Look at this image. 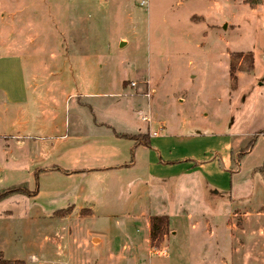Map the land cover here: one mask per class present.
I'll use <instances>...</instances> for the list:
<instances>
[{
    "label": "rangeland",
    "instance_id": "obj_1",
    "mask_svg": "<svg viewBox=\"0 0 264 264\" xmlns=\"http://www.w3.org/2000/svg\"><path fill=\"white\" fill-rule=\"evenodd\" d=\"M142 1L0 0V193L23 188L31 194L0 202V247L6 259L133 264L132 245L139 239L134 200L144 207L169 199L170 183L165 189L148 173L128 167L73 172L77 155L69 149L82 136L76 127L88 130L83 139L89 147L97 140L108 144V125L117 132L130 120L146 127L147 112L139 115L136 107L149 103L160 116L185 118V134L263 131L264 0ZM119 79L139 88L150 79L156 93L147 100L136 94L138 88H120ZM259 174L262 182L258 173L256 178L230 174L224 190L202 189L207 197L212 189L220 194L212 195L208 215L221 210L226 215L211 219L207 234L195 235L200 264L264 259V173ZM196 196L181 191L177 207ZM183 206L203 215L197 205ZM74 207L84 209L76 220L51 217ZM36 211L42 221L29 223ZM50 217L52 225L44 219ZM188 225L172 220V228L179 227L176 241L165 244L166 254L158 255L151 244L152 253L141 250L142 264H179L172 258L188 264L176 245L190 239ZM70 232L81 245L100 237L103 259L97 262L95 250L73 249ZM245 245L263 252L245 256Z\"/></svg>",
    "mask_w": 264,
    "mask_h": 264
},
{
    "label": "crops",
    "instance_id": "obj_2",
    "mask_svg": "<svg viewBox=\"0 0 264 264\" xmlns=\"http://www.w3.org/2000/svg\"><path fill=\"white\" fill-rule=\"evenodd\" d=\"M29 74L32 75V77L36 76V72H29ZM143 82L144 83L141 84V88H139L138 84L134 82L136 83L135 88H138L136 90L138 93L136 94L146 97V94L144 93L146 92V89L149 88L151 91L150 98H152L153 94L156 93V89L152 86L153 83L150 79H146ZM117 84L124 91H126L128 88H131L130 83L123 79H119ZM132 90L134 91L135 89ZM150 98H147V100H150ZM181 103H183V100ZM136 109L139 115L145 114V112H147V115H144L143 117H148L151 123L149 124L148 122L142 120L143 122L148 123L146 127H143L142 125H138L139 123L136 121L130 120L126 122L125 125H123L125 130L118 132L108 124V126L100 124V126H107V129L112 134L110 136H106V138L109 140L108 144H106L104 141L97 140L94 141L95 143H93L91 147H89L88 145L90 141L87 142L83 139L84 137H89L88 130H84L82 128L79 129L76 127V135L81 134L82 136L75 137V139H78V141L71 143V149H69V153H71L73 150V153L77 155L72 160L73 169L71 170L73 172L100 171L103 173L107 170L116 171L123 170L128 167L130 170H132V172L139 171L142 174L148 173L151 177L153 176L154 179L162 184L163 188L165 189L166 185L170 183L171 194L169 195V199L162 201L157 205H153L149 202L143 207L138 199L134 200V203L138 208L136 207L134 220L132 219V221L134 222L135 232L139 236V239L138 241L136 240L133 242L132 245L135 254L134 258L132 259L133 264H142V261L138 256L141 250L148 251L149 254L152 253L150 246V219L155 216H167L169 218L168 229L170 230V235H165L160 246L153 250L159 249V251H164L165 244L171 242L174 243L176 241L179 235L177 228L179 227L172 228V220L188 222L189 225L187 228L189 231L187 235L190 236V239L188 241L180 240L178 244H176L177 252L181 255L188 256V264H200V260L198 259L200 241L195 239V235L203 236V234H207L208 232L206 231L205 225L208 226L211 219L213 220L214 218L218 217V215H220L219 218H222L223 215H226L223 210L219 211L218 214L217 212H214L217 215H213V213L208 215L209 212H206L207 210L205 211V209L213 205L214 201L212 197L218 196L220 194L215 193L212 189L211 196L207 197V195L205 196V194H203L202 189L207 186H211L215 189L223 188L222 190H224L228 183V176L230 174L239 176L242 174L249 175L252 173L255 178L258 176L259 180L262 182L263 180L261 179L259 171L263 169L264 173V134H260L261 129L245 130L244 133L229 131L226 133L214 132L210 134H203L204 132L199 131L185 134L184 128L186 127L187 123L185 118L179 119L175 117L170 119L165 115L160 116V114H158L156 111L154 113V109L149 103L146 107L137 105ZM216 123V127H218V122ZM160 128L163 129L160 135L158 137H153L152 133L157 132ZM124 135L131 137H144L142 140L147 141L148 146L146 144H140L134 140L123 137ZM252 140L254 141V145L250 152L241 158L239 162L235 160V157L238 156L239 151L245 149V146L248 144V142H251ZM90 149H95L98 151L96 156L87 155V152ZM259 151L260 153H258ZM97 165H99L100 168H93L97 167ZM137 181H141V179H138ZM203 183L204 185L206 183V186L203 187ZM149 189L150 188L148 186H145L143 192L148 193ZM82 190L83 189L81 188V191ZM181 191H184L186 195L190 196L193 193L197 194L195 199L186 200L185 204L183 205H197L199 208L203 209L202 216L193 215L192 211L184 209L183 205L177 207L180 205V203L176 196L178 193L181 195ZM83 211L84 209L80 207L79 209L74 207V210L72 208L71 214L64 218L58 219H60V221H63L64 219L72 221L75 218L74 220H76L79 218V214H83ZM7 214H13V212H7ZM53 214L51 216L52 218H54ZM38 215L42 214H40L39 211H36L33 214L34 217H28V222L31 223L42 221L43 216L38 217ZM51 217L44 218L48 225H52L53 223ZM262 231H264V228L261 229V233ZM245 233L247 234V230H245ZM211 235L212 234H210V236ZM68 238L69 241H72L73 243L71 245L73 246V249L75 248L76 250H79L81 247L82 250L84 247H86L87 254L90 249L95 250L98 253L97 262H100L103 259L100 251L102 245V239L100 237H93L92 242L85 243L83 245H81L79 241H76L71 232L68 234ZM43 247L44 246H42L41 253L45 252ZM257 249H259L257 246L249 247V245H245V256L252 257L251 255L255 256L259 254V252H256ZM185 251L187 252L184 253ZM259 251L260 253L263 252V248H260ZM49 253H52L51 249H49ZM0 255H2L4 258L6 257V252L1 247ZM32 258L37 257L31 256L29 260L26 259L20 261H25L28 264H31L34 262L32 261ZM7 260L17 261L19 259L15 257L9 258ZM172 260V263L181 264L180 262H182L173 258ZM253 263L263 264L264 259L253 261L245 257V264ZM213 264L225 263L224 261L217 259L215 262H213Z\"/></svg>",
    "mask_w": 264,
    "mask_h": 264
},
{
    "label": "trees",
    "instance_id": "obj_3",
    "mask_svg": "<svg viewBox=\"0 0 264 264\" xmlns=\"http://www.w3.org/2000/svg\"><path fill=\"white\" fill-rule=\"evenodd\" d=\"M248 57L252 60V63H253V57L251 53L248 55ZM234 76H235L234 70L231 67L230 77L235 79ZM260 134H264V129L263 131L260 132ZM123 137L134 140L140 144L141 143L146 144L148 146V142L145 140H142V138L144 137H141V136L131 137V136H125V135ZM253 145H254V141H252L246 149L239 151V154L238 156L235 157V160L239 162L241 158H243L245 155H247L250 152V150L253 148ZM17 194L27 195V196L31 195L27 189L10 188L0 193V202L10 196L17 195ZM71 212H72L71 208L67 210L58 211L53 214V217L64 218L68 216L69 214H71ZM168 226H169V218L167 216H155L150 219V243L153 248H158L160 246L165 235L167 234ZM0 264H27V263H25L24 261H20V260L10 261V260L5 259L2 255H0Z\"/></svg>",
    "mask_w": 264,
    "mask_h": 264
},
{
    "label": "built area",
    "instance_id": "obj_4",
    "mask_svg": "<svg viewBox=\"0 0 264 264\" xmlns=\"http://www.w3.org/2000/svg\"><path fill=\"white\" fill-rule=\"evenodd\" d=\"M142 4H143V5H147V1H146V0H143V1H142ZM130 86H131V88H135V87H136V83L132 82V83H130ZM150 96H151V91L149 90V88H147L146 97H147V98H150ZM143 120H144L145 122H148L149 124L151 123V121H150V119H149L148 117H144ZM162 131H163V129L160 128L157 132H153V133H152V136H153V137H158ZM161 253L166 254L165 251H163V252H161V251H157V254H158V255L161 254Z\"/></svg>",
    "mask_w": 264,
    "mask_h": 264
},
{
    "label": "water",
    "instance_id": "obj_5",
    "mask_svg": "<svg viewBox=\"0 0 264 264\" xmlns=\"http://www.w3.org/2000/svg\"><path fill=\"white\" fill-rule=\"evenodd\" d=\"M261 172L263 173V170L261 169ZM264 175V174H263Z\"/></svg>",
    "mask_w": 264,
    "mask_h": 264
}]
</instances>
